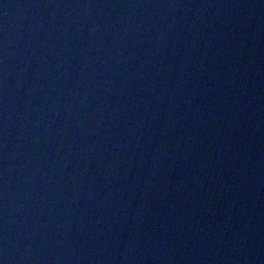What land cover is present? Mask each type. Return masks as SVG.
<instances>
[{"label": "water", "instance_id": "water-1", "mask_svg": "<svg viewBox=\"0 0 264 264\" xmlns=\"http://www.w3.org/2000/svg\"><path fill=\"white\" fill-rule=\"evenodd\" d=\"M2 264H264V0H0Z\"/></svg>", "mask_w": 264, "mask_h": 264}, {"label": "snow or ice", "instance_id": "snow-or-ice-1", "mask_svg": "<svg viewBox=\"0 0 264 264\" xmlns=\"http://www.w3.org/2000/svg\"><path fill=\"white\" fill-rule=\"evenodd\" d=\"M0 264H2V262H0Z\"/></svg>", "mask_w": 264, "mask_h": 264}]
</instances>
